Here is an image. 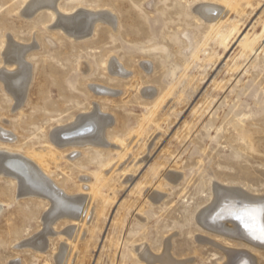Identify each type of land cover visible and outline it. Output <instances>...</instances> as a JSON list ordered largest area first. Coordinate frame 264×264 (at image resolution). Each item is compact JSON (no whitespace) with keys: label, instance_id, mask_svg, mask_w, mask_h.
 <instances>
[{"label":"rangeland","instance_id":"374dc122","mask_svg":"<svg viewBox=\"0 0 264 264\" xmlns=\"http://www.w3.org/2000/svg\"><path fill=\"white\" fill-rule=\"evenodd\" d=\"M29 1L0 0V164L40 174L0 165V264H230L206 214L218 186L264 198V0L44 4L93 17L81 39Z\"/></svg>","mask_w":264,"mask_h":264},{"label":"bare ground","instance_id":"6f19581e","mask_svg":"<svg viewBox=\"0 0 264 264\" xmlns=\"http://www.w3.org/2000/svg\"><path fill=\"white\" fill-rule=\"evenodd\" d=\"M50 1H52V3H54L53 1H55V4H57L56 1H58V0H30L26 6V12L28 14H32L33 12H36V11L42 9L43 7H50V9H53L55 11V13L62 18V19H60V22H61L60 26L66 32H68V33L76 36V38H80V39H81V37L83 38V37H87V36L91 35V33L93 32L94 26H95L94 22H91L89 24L90 26L88 25L89 26L88 29L86 31L84 30L83 33L82 32L79 33L77 31H78V29H81V27L83 25H86L89 22V19H92L93 17L88 16V14H87V16H86V14H81V15H76V16L62 15L58 11L57 7H55V6L52 7L50 5L44 6L45 3L50 2ZM46 5H48V4H46ZM197 11L199 12L200 10H197ZM199 13H202V15L208 16V19H215L218 16H220L217 8H213V7H210V8L205 7L203 9V11H201ZM103 16H105V15H102V17L95 18V21L101 20V19L107 20V18H108V20L111 24H113V25L115 24L114 20L110 19L108 17V15H106L107 17H104V18H103ZM241 43L244 44L245 46L251 45V43L249 42L247 37H244L242 39ZM13 47H14V45H13ZM10 50L14 56L15 50H13L12 46H11ZM16 60H18V59H16ZM110 67H111L110 69H112L114 71L113 73L125 74V71L119 66V63L117 64L116 60L111 61ZM11 71H13V70H11ZM98 90L105 92L103 89H97V91ZM84 119H86V118H84ZM91 131H92V129H91ZM71 136H72V134H71ZM5 138L6 137H4V139ZM251 147L256 153L264 155V137L254 135L253 138L251 139ZM26 161H29V160H26ZM24 163H23V160H21L18 157V158H10V159L6 158L4 161V164L3 165L0 164V165L4 166L6 169L19 172V174L21 173L24 176L23 178L26 180V182L34 183L33 180L35 181L36 177L40 174L39 169L35 168L36 167L35 165H34L35 167L30 166V168H29L27 165H24ZM4 167H1V168H4ZM174 177L175 176L173 174H169L167 176V178L169 180L174 179ZM24 183H21V184L24 185ZM23 185H21V186H23ZM25 185H27V183ZM23 188H24V186H23ZM243 191H241L239 189L225 188V187L218 186L217 192H216L217 193L216 201L215 202L213 201L214 203L211 207H209V208L207 207L208 211H207L206 216L208 217L209 224L216 226V227H219V229L223 233V234H220L222 237H227L226 239L238 241V242L243 244L244 248H232V249L229 248L231 250V252L225 250L226 251V253H225L226 258L229 259L228 262H230V264H255V263H257V262H255V260L257 258L255 257L256 258L255 259L253 257V255L256 254L255 253L256 251L264 250V198L248 195V194L244 193ZM156 197L159 198L160 196L156 195ZM227 224H231V227H229V225H227ZM216 231L218 232V230H216ZM216 244L217 243L215 242V245ZM220 248L223 249V246L220 245Z\"/></svg>","mask_w":264,"mask_h":264}]
</instances>
